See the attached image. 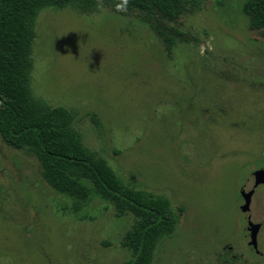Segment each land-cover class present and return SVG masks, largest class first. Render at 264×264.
Instances as JSON below:
<instances>
[{
    "label": "rangeland",
    "instance_id": "rangeland-1",
    "mask_svg": "<svg viewBox=\"0 0 264 264\" xmlns=\"http://www.w3.org/2000/svg\"><path fill=\"white\" fill-rule=\"evenodd\" d=\"M243 1L205 0L199 12L157 23L161 36L156 25L104 8L37 18L33 96L73 112L83 145L125 184L184 209L152 264H264L247 247L237 207L240 186L251 189L254 163L264 162V38L248 29ZM263 192L251 201L253 223ZM69 206L43 182L34 157L0 139V264L128 257L119 240L129 215L116 218L97 199L77 213ZM255 244L264 253V228Z\"/></svg>",
    "mask_w": 264,
    "mask_h": 264
},
{
    "label": "trees",
    "instance_id": "trees-1",
    "mask_svg": "<svg viewBox=\"0 0 264 264\" xmlns=\"http://www.w3.org/2000/svg\"><path fill=\"white\" fill-rule=\"evenodd\" d=\"M205 0H0V139L34 157L40 177L55 193L70 200L77 213L97 199L112 207L116 218L129 215L130 227L119 240L128 257L119 264H152L157 243L173 234L183 207L136 192L84 145L75 131L74 113L49 107L30 88L31 44L39 14L73 9L93 14L101 9L156 25L176 23L199 12ZM241 13L250 31L264 38V0H244ZM154 22L155 24H153ZM158 25V24H157ZM154 28L162 35L159 26ZM176 31H173L175 34ZM166 42L171 38L165 36ZM92 121L97 125L96 118Z\"/></svg>",
    "mask_w": 264,
    "mask_h": 264
},
{
    "label": "flooded vegetation",
    "instance_id": "flooded-vegetation-1",
    "mask_svg": "<svg viewBox=\"0 0 264 264\" xmlns=\"http://www.w3.org/2000/svg\"><path fill=\"white\" fill-rule=\"evenodd\" d=\"M246 165V164H245ZM254 166H255V168H254V170L252 171V177H251V180H252V187H251V189H248L246 192H251V195H250V197H249V206H248V210L246 211V212H241V214L242 215H246V217H244L245 218V222H246V226H245V232H246V236H247V238H249V232H248V229H247V219L249 218L250 219V221H251V215L249 214V212H250V210H251V201H252V198H253V196H254V194H255V191L258 189V188H262L263 189V191H264V184L263 183H261V184H255V179H254V173L256 172V171H258V170H264V162L263 163H260V162H255L254 163ZM243 185H241L240 186V188H239V191L241 192V191H244L243 190V187H242ZM245 192V191H244ZM263 194H264V192H263ZM239 196H240V194H239ZM244 203V201H243V198L240 196V203L237 205V207H239V209H240V206L242 205ZM262 206H263V214L259 217V223H253L252 221V223L253 224H255L256 226H257V229H256V234H255V238H256V235H257V233H258V231L259 230H261L262 228H264V200H263V202H262V204H261ZM225 247H227V249H228V251L230 252V249H231V246H229V245H227L226 244V246ZM247 247H248V249L252 252V254L254 255V256H256V258L257 257H261L262 259H264V253H262L261 251H259L258 249H257V247H256V244H255V246L253 247V246H251L250 244H249V241L247 242ZM231 255V254H230ZM231 257H234V256H232L231 255Z\"/></svg>",
    "mask_w": 264,
    "mask_h": 264
},
{
    "label": "water",
    "instance_id": "water-1",
    "mask_svg": "<svg viewBox=\"0 0 264 264\" xmlns=\"http://www.w3.org/2000/svg\"><path fill=\"white\" fill-rule=\"evenodd\" d=\"M254 179H255V184H264V170H258L254 173ZM251 195V192H240V196L243 198L244 203L240 206V211L241 212H246L248 210L249 206V197ZM247 229L249 232V244L251 246H255V234H256V229L257 226L253 224L250 219H247Z\"/></svg>",
    "mask_w": 264,
    "mask_h": 264
}]
</instances>
